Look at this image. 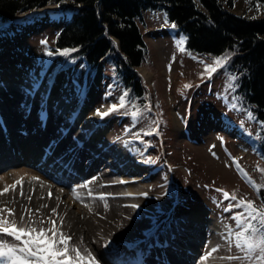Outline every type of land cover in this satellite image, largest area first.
<instances>
[{
	"label": "rangeland",
	"instance_id": "374dc122",
	"mask_svg": "<svg viewBox=\"0 0 264 264\" xmlns=\"http://www.w3.org/2000/svg\"><path fill=\"white\" fill-rule=\"evenodd\" d=\"M235 3L234 10L241 11L243 7L238 4H244L245 0ZM23 15L0 26V71L15 65L33 79L40 72L43 78L52 77L55 88L65 82L83 97L88 115L97 114L98 110L107 112L111 105H119L124 94L106 63L89 69L83 61L71 63L65 55L51 49L56 33L67 19L60 8L50 4L26 18ZM139 23L148 46L147 60L139 67L147 86V103L131 110V103L125 101L124 108L108 116L97 114L110 133L106 140L124 137L122 142L126 145L141 149L138 160L149 164L152 179L160 184L152 190L157 196L153 225L158 233L165 232L181 218L191 219L198 208L212 218L206 223L225 224L227 231L235 232L238 229L231 217L241 209L224 211L230 202H236L225 200L216 189L234 193L238 199L254 198L257 191L233 161L256 185L264 183V173L257 171L264 169V161L255 147L257 124L228 106L229 81L232 84V76L227 72L229 59L209 77L205 65L215 66L217 57H194L181 52L178 47L181 36L166 22L162 10H144ZM48 51L53 52L51 57ZM71 103L68 107L64 104V112ZM52 108L57 112V107ZM133 111H138L135 118L131 115ZM75 126L76 131L82 130L79 121ZM111 173L115 176L117 172ZM117 178L114 179L118 181ZM217 230L221 234L219 227ZM6 238L12 243V238ZM232 248V256L243 255L234 243ZM230 264L246 262L232 260Z\"/></svg>",
	"mask_w": 264,
	"mask_h": 264
},
{
	"label": "bare ground",
	"instance_id": "6f19581e",
	"mask_svg": "<svg viewBox=\"0 0 264 264\" xmlns=\"http://www.w3.org/2000/svg\"><path fill=\"white\" fill-rule=\"evenodd\" d=\"M54 80L43 78L42 72L33 79L15 65L0 71V191L22 178L15 191L9 187L0 195V208L15 210L8 219L20 225L24 208L32 209L37 221L32 226L39 230L38 221L44 219L43 227H48L47 218L56 208L64 218L62 231L72 237V244L91 252L98 264H230L228 226L206 223L212 218L202 209L157 232V196L152 190L160 184L152 179L149 164L138 160V151L122 142L124 137L106 140L110 133L102 118L84 111L86 103L76 88L65 82L55 88ZM70 102L64 112V104ZM76 121L82 130L76 131ZM109 150L114 155L109 154L114 159L110 166L103 163ZM111 171L117 172L118 181ZM100 194L105 200L98 199ZM132 204L139 208L129 207ZM28 222L25 214V226ZM213 248L218 250L203 259Z\"/></svg>",
	"mask_w": 264,
	"mask_h": 264
},
{
	"label": "trees",
	"instance_id": "16d2710c",
	"mask_svg": "<svg viewBox=\"0 0 264 264\" xmlns=\"http://www.w3.org/2000/svg\"><path fill=\"white\" fill-rule=\"evenodd\" d=\"M0 0V26L17 15L38 12L50 4L67 15L51 49L68 50L71 63L83 61L89 69L110 67L131 110L147 103V86L139 67L147 60L148 46L139 20L144 10H162L175 24L185 51L192 56L228 55V106L257 124L255 147L264 161V0ZM17 17V18H16ZM251 112L254 119H249ZM262 185L259 183L258 186ZM257 207L264 201V186L257 196L245 197Z\"/></svg>",
	"mask_w": 264,
	"mask_h": 264
},
{
	"label": "snow or ice",
	"instance_id": "6c2138e0",
	"mask_svg": "<svg viewBox=\"0 0 264 264\" xmlns=\"http://www.w3.org/2000/svg\"><path fill=\"white\" fill-rule=\"evenodd\" d=\"M172 28L176 25L172 24ZM46 43V41H42ZM184 40L178 42V47L181 52L185 49L182 46ZM68 50L59 51V55H67ZM48 56H52L53 52L48 51ZM228 56L217 57L214 59V65H205V73L212 75L218 68L224 67ZM232 80L235 77H231ZM185 87H191V85H185ZM231 87V84H229ZM127 92L120 97L119 105L113 104L107 112H97L101 117L108 116L110 113L118 111L119 108L125 107V97ZM235 108V105H232ZM133 118L137 117L138 111L131 113ZM249 119H254L251 112L248 113ZM214 147V146H213ZM237 165L238 171L243 174V177L248 183L256 190L259 191L262 185L258 186L252 181L243 170L239 168L238 162L233 161ZM257 171L264 173V169L257 168ZM33 180H38V177H33ZM22 180V178H21ZM21 180L16 181L11 186H5L3 191H0V195H4L9 191V187L15 191L16 185L21 184ZM262 182H264V176H262ZM87 185H85L86 187ZM217 192L222 193L225 200L235 201L236 203H229L224 209L226 212H231L233 208L241 209V211L235 213L231 218L236 222L237 231L233 232L231 229L228 231V237L226 238L231 247L234 246L237 250L243 253L242 256H232L228 259L241 260L246 264H264V201L261 206L257 207L253 201H245L238 199L237 196L229 194L223 189H216ZM73 194L76 199H80L79 195L73 189ZM20 195L24 196L23 187L21 186ZM91 195V193H89ZM141 195H147L146 193ZM27 199L31 201L32 197L28 196ZM98 199L105 200V194H100ZM41 207L46 208L47 205ZM87 207V205H85ZM105 207L107 205L105 204ZM132 208H139V205H129ZM91 211V209H89ZM40 209L37 208L35 213H39ZM5 213L7 215H5ZM15 210L9 208H0V264H98L96 258L87 249L81 250L78 245L72 244V237L62 231L64 218L57 213V209H51V214L47 218L48 227H43L45 224L44 219H40L38 222L42 225L39 230L32 225L37 223L33 219L34 213L32 209L24 208L20 216V225H17L16 220L13 218L8 219V216L14 217ZM25 214L28 216V225L25 226ZM52 216H56L57 219H53ZM59 220V225L57 224ZM10 237L16 243L5 242L2 238ZM62 246V247H61ZM217 248L211 249L206 253L203 259L207 260L213 252L217 251Z\"/></svg>",
	"mask_w": 264,
	"mask_h": 264
}]
</instances>
